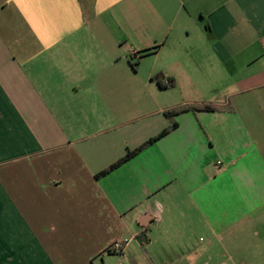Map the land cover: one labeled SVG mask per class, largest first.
<instances>
[{
	"label": "crops",
	"instance_id": "obj_1",
	"mask_svg": "<svg viewBox=\"0 0 264 264\" xmlns=\"http://www.w3.org/2000/svg\"><path fill=\"white\" fill-rule=\"evenodd\" d=\"M192 104L215 109L96 177ZM144 233L174 264H264V0H0V264Z\"/></svg>",
	"mask_w": 264,
	"mask_h": 264
},
{
	"label": "rangeland",
	"instance_id": "obj_2",
	"mask_svg": "<svg viewBox=\"0 0 264 264\" xmlns=\"http://www.w3.org/2000/svg\"><path fill=\"white\" fill-rule=\"evenodd\" d=\"M140 234V228L135 225L129 237H136ZM158 244L141 245L137 238H133L124 253H105L104 262L101 264H174L175 259L172 251L165 252Z\"/></svg>",
	"mask_w": 264,
	"mask_h": 264
},
{
	"label": "trees",
	"instance_id": "obj_3",
	"mask_svg": "<svg viewBox=\"0 0 264 264\" xmlns=\"http://www.w3.org/2000/svg\"><path fill=\"white\" fill-rule=\"evenodd\" d=\"M158 48L157 47H153V48H149L146 50V52H151L154 51ZM139 59H136L134 66H137L139 63ZM157 80L159 81L160 85L164 88H168L170 86L174 85V81L170 80L169 84H165L163 82V79L161 76L157 77ZM197 109H208V110H214L215 107L211 106V105H184V106H180L175 108L172 111L168 112V115L170 116V118L172 119L171 124L164 129L161 133H159L157 136L153 137L152 139L148 140L147 142H145L144 144H142L140 147L133 149V150H129L122 158H120L118 161H116L115 163H113L112 165H110L108 168L104 169L103 171H101L100 173H98L96 175L97 178L107 174L108 172H110L111 170L117 168L118 166H120L121 164L127 162L128 160H130L132 157H134L136 154H138L140 151H142L143 149H145L146 147H148L150 144L154 143L155 141H157L158 139L162 138L163 136H165L166 134H168L170 131H172L174 128H176L178 126V123L173 119L174 115L176 113L179 112H183L186 110H197ZM112 246V245H111ZM109 252H117L115 250L112 249V247L109 248ZM121 253V252H120Z\"/></svg>",
	"mask_w": 264,
	"mask_h": 264
},
{
	"label": "built area",
	"instance_id": "obj_4",
	"mask_svg": "<svg viewBox=\"0 0 264 264\" xmlns=\"http://www.w3.org/2000/svg\"><path fill=\"white\" fill-rule=\"evenodd\" d=\"M137 53L135 51L132 52V58L137 59L138 56L136 55ZM165 84H169L170 80L169 79H164L163 80ZM130 242V239H123V240H116L114 241V243L112 244V249L117 251V252H121L124 247Z\"/></svg>",
	"mask_w": 264,
	"mask_h": 264
},
{
	"label": "water",
	"instance_id": "obj_5",
	"mask_svg": "<svg viewBox=\"0 0 264 264\" xmlns=\"http://www.w3.org/2000/svg\"><path fill=\"white\" fill-rule=\"evenodd\" d=\"M139 243H142V242H147V236L146 234L144 233L143 235H141V237H139L138 239Z\"/></svg>",
	"mask_w": 264,
	"mask_h": 264
}]
</instances>
